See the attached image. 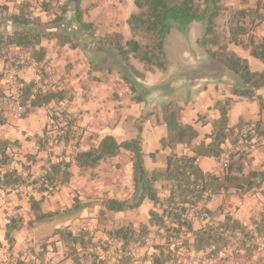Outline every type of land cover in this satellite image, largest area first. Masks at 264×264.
<instances>
[{"label": "crops", "instance_id": "crops-1", "mask_svg": "<svg viewBox=\"0 0 264 264\" xmlns=\"http://www.w3.org/2000/svg\"><path fill=\"white\" fill-rule=\"evenodd\" d=\"M6 1L9 13H18L23 2L30 1L32 6L29 9L33 17L39 16L41 21L47 22L60 12L59 5L65 0H51L47 10L40 8L43 0ZM81 7L87 11L84 14V19L93 23L96 37L122 34L126 39L130 38L131 34L127 20L136 11L133 0H81ZM258 28H262L259 34H264V22L257 27V30ZM58 29L61 31L62 27H58ZM69 33L75 36V42L77 43L75 46L70 43L63 44L57 38L42 41V45L46 47L45 58L42 61H46L50 65L51 77L58 86V93L70 100L74 112H83L86 121L91 124V131L81 137L80 149L86 150L97 146L106 135H112L118 142L136 138L139 134L138 127H141V146L146 169L164 168L169 148H162V136L157 138L159 143L153 146V114L158 109L155 108L153 103L147 104L144 100L137 101L133 99L131 88L124 78L126 70L122 60L111 47L98 45L97 42L90 40L84 32L75 31L74 28L70 29ZM81 38L86 39L88 43L77 42L81 41ZM228 49L246 58L252 70H264V63L251 55L249 49L231 41L228 42ZM20 54L31 53L13 47L9 49L5 58H0V70L5 73L0 86L5 93L12 90L13 84L9 72L11 70H8L9 66L11 61ZM132 63L137 69L142 70V66L136 59H133ZM17 74L20 81L33 82L36 76V67L32 64L24 66L20 68ZM225 80L226 78L221 82L207 83L196 94H191L193 97L187 98L186 102L185 100L180 101L182 121L193 124L198 131V136L190 144H174L171 146V150L179 154L192 155L197 144L203 140L209 142L211 139L206 138V136L212 133V123L220 116V111L215 107V103L227 97L236 99L228 113L230 125L237 124L241 119L252 122L264 119V109L261 107L260 100L258 98L238 97L232 94V86ZM142 82L145 84L153 83V73L147 72ZM257 95L262 97L264 103V88L257 90ZM199 115H203V118L196 121ZM45 127V112L38 107L30 109L21 116L9 111L0 113V141H10L9 152L14 155L23 156L26 153L34 152L37 137L42 134ZM232 138L230 137L223 145L224 152L230 150ZM126 154L129 155L130 153L122 150L117 156L103 160L97 167L100 174L97 183L93 182V185L98 190L97 194L92 196H103L105 192L107 196L102 199L92 196L91 198L89 193H86L85 200L80 202L84 206L72 215V217L75 215L74 224L72 225L69 221L64 224L54 223L53 225H48L50 219L37 221L31 206V199H34L39 201L43 212H62V202L67 191L66 186H60L52 194H44V192L39 191L38 187L34 185V188L31 184H28L29 187L23 186L12 192L0 190V261H13L17 257L27 261L30 258L28 252L31 249L24 241L25 237L29 236L30 239H36L50 236L55 229L68 225L75 232L81 229L83 225L79 228L75 226L78 222L77 217L88 216L85 211L88 210L91 200H99L103 205L104 199H132L135 190L133 163L130 156L129 159H124L123 156H126ZM231 161L233 166L230 175L244 176L252 181V185L249 187L246 184L240 189L227 186L224 180L226 170L222 168L221 161L215 157L199 156L197 159L198 165L204 172L218 176L219 186L216 187L214 192L210 191L209 195L207 193L206 197L200 198L197 204L208 209L216 223L225 224L237 221L239 223L237 231L243 228L250 231L254 226L253 224L261 218L264 212V176L261 175V173H264V149L257 148L248 154L234 156ZM118 163L121 165H118ZM72 166L71 172L73 175L70 177L69 185L71 188L78 189L76 191L78 197L77 193L82 194L83 190L87 192L90 190L89 181L88 176L85 175L86 173L79 175L76 164H72ZM117 166H120L119 170L116 168ZM12 167L14 166L12 165ZM122 170L125 171L124 177L121 176ZM19 171L21 172L20 169ZM111 171L117 172V176H115L116 178L107 179L105 175L108 174L107 172L112 175ZM158 189L159 196L163 201L162 208L159 205L155 206L150 200H145L141 206L134 209L119 212L107 211L119 220L115 223L117 225L131 221L135 222V225L138 222L148 223L150 210L162 211L167 202L166 199L170 195V189H168L165 182L160 183ZM73 192L72 189L68 193L73 197L75 196ZM79 198L82 199L83 197L80 196ZM75 199H71L72 204L68 208L73 206ZM101 208L105 210L103 206ZM10 217H20L23 220V227L15 232V243L11 249L7 240H5V227ZM26 217L27 219H25ZM31 221L32 226H35L32 229L29 228ZM115 224L107 225L109 226L108 230L114 227ZM192 225L194 229H206L205 223L202 222H193ZM153 229L154 227H151V230ZM43 231L47 233L42 235ZM182 234L184 239L188 238V240L193 241V233ZM151 235L154 239L153 245L139 247L136 254L138 259L136 264H264V244L255 248H245L234 243L226 244L218 254L210 255L209 250L199 252L191 249L173 250L165 239L159 241L160 234L153 232ZM63 243V241L56 242V245L59 244L60 248L58 249L57 245L56 251L50 250L46 259H50L55 264H77L73 262L71 256H68L67 244ZM156 244L162 246L157 248L154 246ZM38 250H40V247L37 250L33 249L32 253L36 254ZM108 260L112 261L111 259ZM105 263L113 264L107 262V260H105ZM79 264H88V262Z\"/></svg>", "mask_w": 264, "mask_h": 264}, {"label": "trees", "instance_id": "trees-1", "mask_svg": "<svg viewBox=\"0 0 264 264\" xmlns=\"http://www.w3.org/2000/svg\"><path fill=\"white\" fill-rule=\"evenodd\" d=\"M51 0H43L40 4L42 10H47ZM136 11L128 18L127 22L130 28V38L126 39L122 34L105 35L96 37L94 25L84 19L86 9L81 7V0H65L59 5L60 12L50 21L43 22L39 16H34L30 11V1H24L18 13H9L8 6L0 3V58H5L9 49L16 47L30 52L37 60L42 61L45 58L46 47L42 45L44 39L57 38L61 43H70L75 46V36H72L70 29L84 32L87 37L97 42L98 45L111 47L118 55L126 70L124 78L134 93L133 99L141 101L143 98L140 89L144 84L146 71L163 73L169 70V60L166 51V42L173 28L187 33L189 26L194 22H200L203 27V34L200 39L202 47L209 57L207 68L212 69L218 76L226 75L232 80V94L238 97L249 99L258 98L261 107L264 109L262 97L257 95V90L264 88V70L254 71L246 58L241 57L236 52L228 49V44L221 40L217 30L218 18L223 12V0H133ZM264 2L258 0L256 6L243 7L235 10L231 15L230 41L237 45H242L249 49L251 55L264 63V34L259 38L255 35L256 28L264 22ZM76 24V25H74ZM63 25H65L63 27ZM75 26V27H74ZM10 27V29H9ZM58 27H62L59 31ZM75 35V34H73ZM86 39L81 38V41ZM132 59H137L143 69L139 70L132 63ZM218 71V73H216ZM4 72L0 70V85L4 78ZM201 77V76H199ZM23 86L19 88L24 98L30 96L32 82H22ZM172 90V89H171ZM5 92L0 86V97ZM62 97L60 93H54L44 99L32 101L34 107L39 106L43 100H51L53 97ZM236 99L227 97L215 103L219 109L220 116L216 118L212 125V133L207 135L209 142L201 141L194 147V154L176 153L171 150L174 144H190L198 136V131L193 124L184 123L181 119L182 105L171 100L161 104L163 112V123L166 124L168 135L162 138V148H169L166 166L164 168L146 169L143 159L140 132L136 138L118 142L112 135L103 137L97 146L80 150L76 154L75 161L79 169L91 170L97 168L103 160L117 156L122 150L130 153L133 163V181L134 195L130 200H119L110 198L103 202L105 210L119 212L134 209L143 204L145 200L152 201L155 206H163V201L159 196L158 185L165 182L170 189L171 198L178 193L182 201H186V195L192 191L190 173H194L199 180L203 182L201 191L196 195L198 201L202 198V192H214L219 186V177L204 172L197 163L199 156L215 157L220 161L224 152L223 145L226 141L234 137L238 130L252 121L239 120L237 124H229V110ZM203 115H199L196 121L202 120ZM260 123L261 119L253 121ZM141 131V127H138ZM41 136L37 140H41ZM11 143L8 140L0 141V190L12 192L15 186L26 183L27 177L23 176L17 168L12 167L13 157L9 152ZM31 157H28V159ZM27 161H30L27 160ZM233 163L229 162L226 169L224 180L227 186L242 188L246 184L250 187L252 181L244 176L230 175ZM26 168L28 169L27 165ZM72 175L70 162L64 159L59 160L52 165L51 170L37 178L32 179L28 184L39 183V191L44 194H52L59 189L61 185L70 181ZM264 176V173H261ZM195 200V201H196ZM31 206L35 212L36 220L51 219L59 215L60 211L43 212L39 201L31 199ZM84 205L75 199L73 206L63 212L80 210ZM75 208V209H74ZM104 209L100 210V213ZM148 223L139 224L135 228L131 223L115 225L107 232L108 239H117L125 242L143 240L151 232L161 234L163 230L164 237L168 241L172 236H179L182 233H193L194 239L190 241L184 239L181 246L194 251H206L209 249L210 255L218 254L226 246V241L221 237H216L210 229H194L191 222L181 221L177 216V225H168V215L165 210H150ZM176 217V215L174 216ZM225 226L237 231L239 223L237 221L225 223ZM253 225H257L258 231L264 230V212L259 220ZM23 227V220L20 217H10L5 227V240H7L10 249L15 243V232ZM242 235L247 234V229L239 230ZM57 236V238H55ZM54 238V239H51ZM63 241L68 245L73 262L79 264L82 260L92 257L91 264H106L105 260L100 259L95 251H90L96 243L93 235L89 231L79 229L73 231L69 226L57 228L52 235L40 244V250L32 254V258L21 259L17 257L13 261H0V264H55L50 259H46L50 250L56 251V242ZM166 241V242H167ZM169 242V241H168ZM74 244L75 246H72ZM79 245V247H76ZM157 248L161 244L154 245ZM178 248H174L176 250ZM88 260V259H87ZM128 259L124 258L115 261L113 264H127ZM161 264V263H158Z\"/></svg>", "mask_w": 264, "mask_h": 264}, {"label": "built area", "instance_id": "built-area-1", "mask_svg": "<svg viewBox=\"0 0 264 264\" xmlns=\"http://www.w3.org/2000/svg\"><path fill=\"white\" fill-rule=\"evenodd\" d=\"M31 64L36 67V76L30 88V96L24 98L19 90L23 85L17 73L20 68ZM8 70H11L9 72L13 81L12 90L0 97V113L9 111L21 116L34 108L32 101L42 100L59 91L57 84L51 77L48 62L39 61L32 54L18 55L11 61ZM36 107L42 109L46 115V127L40 134L42 139L36 140L34 148L36 157H40V159L47 157V159L41 160L43 163L41 175L48 173L52 165L62 159L70 162V165L76 164V154L81 150V137L91 131V124L86 121L85 114L81 111L74 112L70 100L64 96H55L48 101L43 100ZM257 148L264 149V119L260 123L252 122L246 124L237 131L230 150L223 152L221 155L220 163L222 168L226 170L234 156L248 154ZM57 150L58 156L55 155ZM190 180L192 181V191L186 195V201H182L179 194L176 193L164 205L163 210L168 215V225H177V216L179 215L181 221L205 223L206 229H210L216 237L223 238L227 244L234 243L245 248H255L264 244V230L262 232L258 231L257 225H254L252 230L248 231L246 235H242L240 231H233L224 224L216 223L212 218L211 212L197 204L196 195L201 191L203 182L194 173H190ZM15 188V190H18L17 186ZM206 196L207 192H202V197ZM175 215L176 217H174ZM159 236V241L162 239L166 240L163 230ZM183 240V234H180L179 236H172L168 243L172 249H180V244ZM152 241L154 239L150 236H146L143 240L137 242H125L113 238L111 242L118 247L107 252V255L104 256L99 253L98 248L91 249L101 259H111L115 262L126 258L128 259L127 264H136L138 260L135 253L136 249L142 247L143 243L148 244ZM72 246L75 245L72 244ZM76 247H79V245ZM67 251H70L68 245Z\"/></svg>", "mask_w": 264, "mask_h": 264}, {"label": "rangeland", "instance_id": "rangeland-1", "mask_svg": "<svg viewBox=\"0 0 264 264\" xmlns=\"http://www.w3.org/2000/svg\"><path fill=\"white\" fill-rule=\"evenodd\" d=\"M262 1L264 2V0H262ZM257 2H258V0H223L224 9H223L222 14L218 18V25H217V30H218V32L221 36V40L223 42H226L228 44V42L230 41V25H231L230 18H231L232 13L235 10L243 8V7L256 6ZM0 3L7 5L6 0H0ZM262 11L264 12V9ZM260 29L262 30V28H258V30L256 28V30H255V35L257 38H259L261 36V34H259V31H261ZM202 34H203V27H202V24L200 22L192 23L189 26V30L187 33H183L179 29L173 28L169 37L167 38V42H166L167 57H168V60L170 63L168 72H166V73H163L161 71L151 72V73H153V83L145 84L142 82L144 84L143 85L144 87L140 89V93H142V95H143L142 100H144V102L147 104L153 103L155 108L158 109V110L156 109L157 111L153 114V146H155L159 143V141L157 139L158 137L162 136V138H163L164 136L166 137L168 134L167 126L165 123H163V112H162L161 107H160L162 103L168 102L171 100H174V101L178 102L179 104H181V102H180L181 100H185V102H186L187 98L193 97V95L196 94L200 89H202L207 83L221 82V80H223L224 78H226V80L228 81L229 84H231V86L233 84L231 82L232 79L230 77H228L226 75H223V76L215 75V73H213L212 69L210 70L207 68V66H208L207 63L209 62V57L206 54V52H205V50L202 47V44L200 42ZM136 61L142 66V64L137 59H136ZM132 62H133V59H132ZM142 69H143V67H142ZM147 72H150V71H146V73ZM216 73H218V71ZM199 76H201V77H199ZM145 77H146V74H145ZM172 91H174V92H172ZM169 92H171V93H169ZM132 94L134 96L133 92H132ZM191 94H193V95L191 96ZM141 131H142V128H141ZM141 131H139V129H138V132H141ZM154 132H155L156 138L154 137ZM145 149H147V148H145ZM147 150H149V149H147ZM11 155L13 157L12 165L14 167H16L18 170L20 169L22 173L24 172L23 173L24 177H27V175H29L28 179L26 180V183H24L20 186H17L18 189H20L23 186L29 187L28 182L29 181L31 182L32 179L37 178L41 175V169L43 167V163L41 160L47 159V157L40 159V157H36L34 152L26 153L23 156L14 155V154H11ZM55 155H57V156L59 155L58 150H57V154H55ZM127 155L128 154H126V156H123L124 159L125 158L129 159L131 157L130 154L128 156ZM28 157H31V158H29L30 161L33 160L34 162L27 161V160H29ZM106 163H107V161H106ZM26 165H27L28 169L26 168ZM118 165H121V164L118 163ZM119 167L120 166H117L116 168L119 170ZM71 168L73 169V166ZM39 169H40V173H39ZM77 169H79V168H77ZM98 170H99L98 168L91 169V170H84V169L78 170L79 175H81L82 173H84V174L86 173L85 175L88 176L89 187H90V190L88 192L83 190L82 194L77 193L78 197L76 196V191H78V189L77 188H71V186L69 185L70 182H67L66 184L63 185V186L67 187V191H66V194H65V196L63 198V202H62L63 203V206H62L63 211L69 209L68 207L72 204V200H71L72 198H74V199L76 198L79 202H81V201L85 200L86 193H89L90 197L93 194L94 195L97 194L98 188H96L93 185V182L97 183V179L99 178V174H100ZM37 173H39V174H37ZM107 173L108 174L105 175V177L107 179H112L113 177L117 176V172L114 173L111 171L112 175H110V172H107ZM85 175H84V178H85ZM124 175H125V171L122 170L121 176L124 177ZM100 179H99V181H100ZM36 184H37L36 187H39V183H36ZM31 185H32V187L35 188V186H34L35 184L32 183ZM72 189L74 190L73 193L75 195L73 197L70 196V194L68 193ZM80 196H82L83 198L82 199L79 198ZM105 196H107L106 192L103 194V196L96 195V196H92V197H98V198L102 199V198H105ZM105 200L106 199H104V201ZM103 202H102V204H103ZM101 206H103V205H101V202L99 200H95V199L91 200L89 202L88 210L85 211V214H88V216L77 217L78 222L75 226L79 228V227H81V225H83V227L81 229H84V230L88 229V231L91 233V235H93L94 242L96 243V245L93 247V249L98 248L99 253L104 256V255H107V252H110L111 250L118 247V246H115L111 242V239H108V237L106 236V234H107L106 232L109 231L108 230L109 226H107V225L111 226L112 223L115 224L119 220H117V218H114L112 216V214H110L109 211H107V210H103V212L100 213V210L102 209ZM77 210L78 209L72 210V211H67L66 213L63 211L59 212L61 214L56 215V216L52 217L50 220H48V225H50V224L53 225L54 223L64 224L68 221L71 223V225L74 224L73 222H74L75 215L73 217H72V215L75 214V211H77ZM25 219H27V217ZM30 223H31V226L29 228H31V229L34 228L35 226H32V221ZM122 223L127 224V222H122ZM129 223H131L135 228H138L139 224L142 222H138L137 225H135L134 224L135 222H133V221H131ZM115 225H117V224H115ZM64 227H66V226H64ZM64 227H62V228H64ZM43 230H47V229H43ZM46 233H47L46 231H43V233H41V234L44 235ZM151 234H153V230H151V232L148 233L146 236L153 237V235H151ZM48 237L49 236H45V237H40V238H36V239H30L29 236L25 237L24 241L27 242L28 248L31 249L28 252V255L30 258L33 257L32 256V254L34 253V252L32 253L33 249L37 250V248L40 247V244L42 242L47 241ZM51 239H54V238H51ZM138 241H141V240H138ZM133 242H135V241H133ZM182 243L180 244V247H181L180 250L181 249L187 250V248H185L184 246H181ZM57 245L56 246L59 249L60 245L59 244H57ZM144 245H153V241L148 243V244L143 243V246ZM138 249H136V251H135L136 254L138 253ZM90 251H92L91 248H90ZM96 255H98V254L96 253ZM98 257H99V255H98ZM87 259L82 260V262L83 263L88 262V264L91 263L90 259H92V257L89 256V258H87ZM103 260H105V259H103ZM107 262L114 263V261H110L108 259H107ZM35 264H38V263L36 262Z\"/></svg>", "mask_w": 264, "mask_h": 264}]
</instances>
